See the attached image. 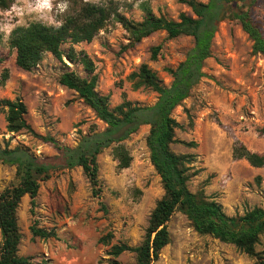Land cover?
Here are the masks:
<instances>
[{
    "label": "rangeland",
    "instance_id": "1",
    "mask_svg": "<svg viewBox=\"0 0 264 264\" xmlns=\"http://www.w3.org/2000/svg\"><path fill=\"white\" fill-rule=\"evenodd\" d=\"M88 1L102 3L107 0ZM113 1L118 3L121 13L137 21L144 17L140 6L144 1L149 2L156 15L168 19L179 20L181 13L194 15L189 4L179 0ZM75 5L69 0H15L10 8H0V142L3 145L23 148L40 158L57 154L52 144L27 131L10 132L7 108L1 100H23L28 108L26 118L37 132L53 135L64 144L75 146L80 140V131L88 134L92 129L103 130L106 123L76 90L60 82L64 72L74 71L88 79L96 76V91L109 96L111 108L125 98L136 104L152 105L159 94L150 87L135 88L132 74L147 63L169 86L172 76L168 68L176 67L194 44L190 35L171 38L165 30H157L130 45L128 31L111 20L92 41L63 44L65 52H75L73 60L67 56L59 59L47 52L30 70L18 66L16 50L10 45L12 30L33 22L59 26ZM249 5L264 29V0H230L213 41L212 56L205 64L207 76L173 112L181 124L176 128V137L197 142L194 146L182 142L172 144L175 152L195 156L192 165L200 169V173L189 181V188L197 192L210 181L207 195L219 200L230 215L244 214L255 206L264 208V168L258 174L261 179L257 180V175L246 167L235 172L234 159L230 157V149L236 141L252 151L264 152V55L253 50V40L236 17ZM157 45H161V49L153 59V47ZM83 53L93 60L94 72L81 63ZM5 69L9 77L2 83ZM149 131L150 125H141L125 141L105 148L98 155L99 196H93L91 183L80 166L54 170L49 179L41 182L34 215L31 198L25 195L17 209L22 232L19 253L32 257L34 264H51L48 239L33 237L30 231L34 220L40 227L49 229H57L60 224L59 240L67 250L86 252L81 264H112L113 245H140L150 214L165 193L161 177L151 162L147 145ZM118 145H124L133 158L128 168L118 167L115 156ZM17 182L16 167L0 161V192ZM54 188L56 192L52 195ZM168 228L171 241L162 249L155 264L255 262V258L234 244L199 234L180 211L173 214ZM1 242L0 232V247ZM256 249L264 250V235ZM116 259L120 264H136L137 253L125 251Z\"/></svg>",
    "mask_w": 264,
    "mask_h": 264
},
{
    "label": "trees",
    "instance_id": "2",
    "mask_svg": "<svg viewBox=\"0 0 264 264\" xmlns=\"http://www.w3.org/2000/svg\"><path fill=\"white\" fill-rule=\"evenodd\" d=\"M69 1L76 4L75 8L66 14L59 26L33 22L12 30L10 45L16 50L18 66L30 70L47 52L59 59L67 56L73 60L75 52H65L63 44L90 42L111 20L119 22L128 31L130 45L140 42L157 30H165L171 38L182 34L190 35L194 44L176 67L168 68L172 76L169 86L163 83L147 63L132 74L135 88L150 87L159 94L152 105L136 104L125 98L111 108L109 96L96 91V76L88 79L80 77L74 71L64 72L60 76V82L76 90L97 117L106 123L103 130L92 129L88 134L80 131L81 137L75 146L64 144L53 135L37 132L26 118L28 108L23 100H1L7 108V129L10 132L27 131L52 144L57 154L40 158L23 148H12L9 144L3 145L0 142V161L14 165L18 179L17 183L6 186L0 192V264H34L32 257L19 253L22 232L17 209L25 195L31 198V213L34 215L41 182L49 179L54 170L80 166L91 183L93 196H99L101 186L98 155L105 148L125 141L144 124L150 125L147 145L151 162L161 177L165 193L150 214L143 242L138 246L126 243L113 245L110 254L114 259L111 262L120 264L116 258L125 251H133L137 253L136 264H155L162 249L171 241L168 222L176 211H180L187 216L199 234L234 244L239 250L255 258L254 264H264V250L256 249L264 235V208L255 206L244 214L230 215L221 203L205 193L204 188L193 192L189 188V181L200 172V169L192 165L195 156L179 154L172 149V144L177 142L197 145L196 141H184L176 137V128L181 124L173 116V112L191 96L202 78L207 76L205 64L212 56L213 41L230 0H179L189 4L194 13H181L179 20L156 15L149 2L144 1L140 5L144 17L138 21L121 13L118 3L113 0L102 3ZM14 2L15 0H0V8L8 9ZM236 17L253 40V50L264 55V29L254 18L252 5L242 8ZM160 49L161 45L153 47V59ZM80 60L87 70L94 72L95 64L88 54H81ZM8 77V70L5 69L2 83ZM187 112L191 118L190 111ZM190 122L193 123L192 120ZM115 156L120 169L131 165L133 158L124 145L116 147ZM232 156L235 160L246 159L252 166L264 167V153L252 151L240 141L234 143ZM256 179L260 180L261 176H256ZM30 231L33 237L60 239L55 228L40 227L37 220L30 225Z\"/></svg>",
    "mask_w": 264,
    "mask_h": 264
},
{
    "label": "crops",
    "instance_id": "3",
    "mask_svg": "<svg viewBox=\"0 0 264 264\" xmlns=\"http://www.w3.org/2000/svg\"><path fill=\"white\" fill-rule=\"evenodd\" d=\"M232 151H233V146L230 149V157L233 160ZM259 153H261V152H259ZM262 153H264V152H262ZM209 164H211V163L209 162ZM242 167H246V169H249L250 172L255 173L257 176H258V174L262 173V170L264 168V167L252 166L246 159H240V160H235L234 159V161L232 162L233 170L235 172H240V169ZM208 178L209 177H207L206 179H208ZM209 182L210 181H208L206 183V185L204 186L205 193L208 191V188H211ZM205 187H207V189H205ZM55 192H56L55 188L51 190V194L52 195H55ZM213 199H215L217 202H219V200H217L216 198H213ZM57 227L58 228L56 230H57V232H58V234L60 236V231H61L60 224H57ZM47 245L49 246V248H51V250L49 251V254H51V264H81L80 260L82 258L85 260V258H86V256H85L86 252H84V251L83 252H81V251H77L76 252L74 250L69 251V250H67V247H65L63 245V243L60 242L59 239L49 238ZM48 246H45V249H47Z\"/></svg>",
    "mask_w": 264,
    "mask_h": 264
}]
</instances>
